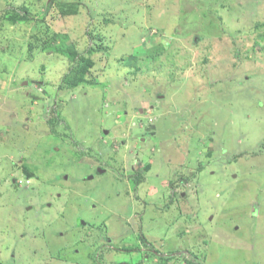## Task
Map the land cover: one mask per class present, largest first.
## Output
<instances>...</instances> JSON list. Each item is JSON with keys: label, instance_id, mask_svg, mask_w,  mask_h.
<instances>
[{"label": "rangeland", "instance_id": "374dc122", "mask_svg": "<svg viewBox=\"0 0 264 264\" xmlns=\"http://www.w3.org/2000/svg\"><path fill=\"white\" fill-rule=\"evenodd\" d=\"M0 264H264V0H0Z\"/></svg>", "mask_w": 264, "mask_h": 264}, {"label": "trees", "instance_id": "16d2710c", "mask_svg": "<svg viewBox=\"0 0 264 264\" xmlns=\"http://www.w3.org/2000/svg\"><path fill=\"white\" fill-rule=\"evenodd\" d=\"M69 14H72L70 12ZM68 15V14H65ZM23 20H27L28 16L23 15L22 16ZM61 48H65V45H60L57 50L59 51ZM67 51L74 52L75 48L73 46L67 47ZM89 61L88 58L80 57L78 60L75 59V67L71 70V72L67 75L62 80L61 86H65L67 84H70L71 86H78L82 82H86L87 78L84 73V71L88 70V65L87 62ZM77 68H80L77 70ZM143 242L146 243L145 237H141Z\"/></svg>", "mask_w": 264, "mask_h": 264}]
</instances>
